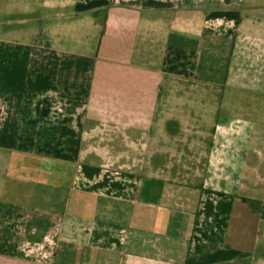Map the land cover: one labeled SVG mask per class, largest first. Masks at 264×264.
<instances>
[{
	"label": "crops",
	"instance_id": "crops-1",
	"mask_svg": "<svg viewBox=\"0 0 264 264\" xmlns=\"http://www.w3.org/2000/svg\"><path fill=\"white\" fill-rule=\"evenodd\" d=\"M0 264H264V0H0Z\"/></svg>",
	"mask_w": 264,
	"mask_h": 264
},
{
	"label": "rangeland",
	"instance_id": "rangeland-1",
	"mask_svg": "<svg viewBox=\"0 0 264 264\" xmlns=\"http://www.w3.org/2000/svg\"><path fill=\"white\" fill-rule=\"evenodd\" d=\"M225 115L231 117L232 111H224ZM177 120H200V117L197 115V111L194 109L190 112L184 109H178ZM131 121V120H130ZM102 125L99 126L101 132L97 135H94L91 138H88V141L85 142L86 145L91 147L100 148L102 151L107 149L108 151L118 152L120 148H124L123 150L126 156H108L96 158L95 165L102 166V170H108L109 172L119 173L122 175H128L129 177L145 179L148 177H162L171 182L180 183L181 185H198L205 177L206 171V160L207 158L203 155H200L198 158L190 157V147L192 143H187L185 146V142L177 141L178 155L174 158L176 160L177 168L173 173H154V172H136L140 169L142 164L145 165V168H150L152 158L148 156L152 152L153 141L146 140V156L144 158L137 157V148L138 141L135 136H129L127 140L120 141L117 137V128L115 129L114 120H99ZM151 120H146V128L151 126ZM107 124V127H106ZM112 124V125H111ZM110 126V128H109ZM114 128L113 130L111 128ZM184 126H182L183 128ZM105 129L107 131H105ZM151 131V130H150ZM107 132V133H105ZM116 132V133H115ZM147 132V131H146ZM149 135V134H147ZM146 135V138H147ZM151 136V135H150ZM117 138V139H116ZM89 143V144H88ZM164 147L168 148L169 143H163ZM173 145V143H172ZM144 159V160H143ZM114 177L117 175L114 174Z\"/></svg>",
	"mask_w": 264,
	"mask_h": 264
}]
</instances>
